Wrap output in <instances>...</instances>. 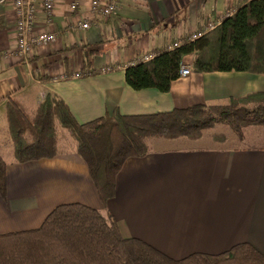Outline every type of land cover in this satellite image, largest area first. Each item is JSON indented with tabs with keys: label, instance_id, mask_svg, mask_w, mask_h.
I'll use <instances>...</instances> for the list:
<instances>
[{
	"label": "crops",
	"instance_id": "obj_1",
	"mask_svg": "<svg viewBox=\"0 0 264 264\" xmlns=\"http://www.w3.org/2000/svg\"><path fill=\"white\" fill-rule=\"evenodd\" d=\"M73 1L75 11L69 8ZM246 1L120 0L116 12L104 17L90 12V0H56L51 22L40 6L36 13V27L54 32L56 41L34 47L27 61L5 56L14 47V22L11 7L0 3V122L7 143L8 97L33 111L50 92L78 123H85L115 109L123 115L149 114L264 92V73L193 70L174 80L167 92L135 90L125 81L131 62L190 40ZM79 21L89 28L79 27ZM182 61L192 63L193 54ZM75 72L80 76L72 77ZM205 130L195 140L153 139L149 153L125 160L114 195L105 202L76 155L75 143L65 152L59 140L58 156L52 158L4 159L0 234L36 228L57 205L81 203L110 216L124 237L173 259L219 254L243 242L264 255V145H227L222 143L227 135L206 136ZM245 130L239 135L232 129L228 136L241 142L257 132Z\"/></svg>",
	"mask_w": 264,
	"mask_h": 264
},
{
	"label": "trees",
	"instance_id": "obj_2",
	"mask_svg": "<svg viewBox=\"0 0 264 264\" xmlns=\"http://www.w3.org/2000/svg\"><path fill=\"white\" fill-rule=\"evenodd\" d=\"M187 54H193L195 72L264 73V0H248L196 39L158 49L152 59L128 65L125 81L135 90L167 92ZM5 117L17 162L58 156V129H65L105 202L114 195L116 175L125 160L145 156L153 139L195 140L219 123L239 135L247 126L264 125V92L149 114L123 115L115 109L85 123H78L66 103L47 92L33 111L8 97ZM5 170L0 156L1 193ZM0 264H264V255L243 242L219 254L173 259L137 238L124 237L101 211L66 203L57 205L36 228L0 234Z\"/></svg>",
	"mask_w": 264,
	"mask_h": 264
},
{
	"label": "built area",
	"instance_id": "obj_3",
	"mask_svg": "<svg viewBox=\"0 0 264 264\" xmlns=\"http://www.w3.org/2000/svg\"><path fill=\"white\" fill-rule=\"evenodd\" d=\"M120 0H90L89 8L93 15L100 14L104 17H109L114 14L119 6ZM1 4H8L11 7V13L14 22V47L11 51L5 53V56L11 54L21 57L27 61V57L31 54L34 47H44L56 41L54 32L40 30L36 27V13L40 6L44 13L46 21L51 22V17L56 5V0H0ZM71 11L77 9V3L71 2L69 6ZM233 10L229 11L225 16L219 17L217 20L210 21L204 31L198 35H192L190 41L196 39L205 32L212 30L220 24L223 18L231 15ZM77 25L82 29L89 28L88 22H77ZM181 42H173L167 46V49H173L180 46ZM155 53L144 54L137 60L131 62L132 65L136 62H145L152 59ZM110 68H103L101 72L109 71ZM193 71L192 63L181 62L179 68V76L185 77ZM80 76V72H75L72 77Z\"/></svg>",
	"mask_w": 264,
	"mask_h": 264
},
{
	"label": "rangeland",
	"instance_id": "obj_4",
	"mask_svg": "<svg viewBox=\"0 0 264 264\" xmlns=\"http://www.w3.org/2000/svg\"><path fill=\"white\" fill-rule=\"evenodd\" d=\"M1 122H0V156L4 160H10L14 158L13 155V145L10 143L8 140L7 143V131L4 129V132L1 129ZM5 128V127H4ZM246 129V130H245ZM58 135H59V140H60V146L61 148L66 152L72 151L74 149V141L69 137L67 131L63 128L58 129ZM244 132H250L251 130L257 131L255 134L254 133H247V139L244 141L239 142L238 140H234L230 138L228 135L229 134H234L232 131L230 125L226 123H219L214 125L213 127L209 128L208 130H205L206 136H209L210 134H213L215 132L217 133H223L227 135L228 140L223 141L222 143H225L227 145H235V144H242V145H247V144H255V145H264V125H251L247 126L244 128ZM245 133V134H246ZM224 138V137H223ZM222 138V139H223Z\"/></svg>",
	"mask_w": 264,
	"mask_h": 264
}]
</instances>
